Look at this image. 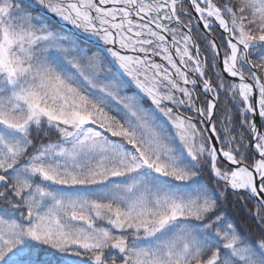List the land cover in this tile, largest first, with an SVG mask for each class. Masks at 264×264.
<instances>
[{"label": "snow or ice", "instance_id": "1", "mask_svg": "<svg viewBox=\"0 0 264 264\" xmlns=\"http://www.w3.org/2000/svg\"><path fill=\"white\" fill-rule=\"evenodd\" d=\"M0 264H264V0H0Z\"/></svg>", "mask_w": 264, "mask_h": 264}, {"label": "trees", "instance_id": "2", "mask_svg": "<svg viewBox=\"0 0 264 264\" xmlns=\"http://www.w3.org/2000/svg\"><path fill=\"white\" fill-rule=\"evenodd\" d=\"M211 75H213V74L211 73ZM213 79H214V76H213ZM221 98H223V97H221ZM221 111H222V108H221V107H218L217 110H216V120H218V114H219V112H221ZM236 127H238V121H237V125H236ZM234 215H236V214L234 213ZM239 216H243V213L241 212V213L239 214ZM239 216L237 217V219H239Z\"/></svg>", "mask_w": 264, "mask_h": 264}, {"label": "rangeland", "instance_id": "3", "mask_svg": "<svg viewBox=\"0 0 264 264\" xmlns=\"http://www.w3.org/2000/svg\"><path fill=\"white\" fill-rule=\"evenodd\" d=\"M201 99H203V97H201ZM222 105H223V98H221V108H222ZM221 114H222V111L219 112V114H218L217 128H220L219 118H220Z\"/></svg>", "mask_w": 264, "mask_h": 264}, {"label": "water", "instance_id": "4", "mask_svg": "<svg viewBox=\"0 0 264 264\" xmlns=\"http://www.w3.org/2000/svg\"><path fill=\"white\" fill-rule=\"evenodd\" d=\"M218 43V42H217ZM221 65H222V54H221Z\"/></svg>", "mask_w": 264, "mask_h": 264}]
</instances>
